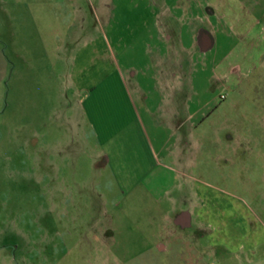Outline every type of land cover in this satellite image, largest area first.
<instances>
[{"label": "rangeland", "instance_id": "rangeland-1", "mask_svg": "<svg viewBox=\"0 0 264 264\" xmlns=\"http://www.w3.org/2000/svg\"><path fill=\"white\" fill-rule=\"evenodd\" d=\"M162 1L0 0V264H139L155 226L143 223L139 200L124 198L127 184L95 169V134L115 137L111 152L133 179L132 157L192 156L184 179L205 195L197 212L219 264H236L241 233L264 247V22L252 24L249 1L227 0L226 20L246 26L226 30L227 56L180 63L182 86L192 85L189 73L211 101L184 122L182 142L162 145L163 110L138 107L179 63H147L139 42L128 45L145 7L156 12Z\"/></svg>", "mask_w": 264, "mask_h": 264}, {"label": "crops", "instance_id": "crops-1", "mask_svg": "<svg viewBox=\"0 0 264 264\" xmlns=\"http://www.w3.org/2000/svg\"><path fill=\"white\" fill-rule=\"evenodd\" d=\"M245 1L251 3L248 7L249 12L258 16L252 24L259 25L264 22V0ZM226 2L227 0L162 1L159 11L156 10V12L147 5L142 14V20L133 25L134 32L130 33L128 45L132 49L135 43L137 45L139 42L145 62L156 65L179 63L176 71L169 72L165 69L161 71L162 87L153 92L146 89L149 92L147 95H150L147 105L140 103L138 107L149 115L163 110L164 113L161 115L164 125H162V132L158 134L160 135L158 140L162 145L174 140L182 142L184 138H180L177 133L184 122L195 123L197 112L209 106L211 101L205 97H199L206 93V89L198 90L193 82L194 77H190L189 73L187 74L188 82L190 83L191 78L192 85L182 86L184 73L180 71V63L191 62L196 57L206 60L208 55L221 58L227 56L224 50L226 42L223 38L227 33L226 30L239 31L238 25H241V28L246 26V22L238 18L234 24L226 20V13L229 11L225 9ZM159 15V18L162 17L161 22L157 19ZM166 16L169 20H166ZM193 21L198 22V25H193ZM132 103L134 105L133 101ZM182 113L184 118L180 117ZM140 118L144 116L140 114ZM123 125L122 123L121 126ZM114 138L109 136L101 141L99 135L95 134V142L102 144L100 151L95 153V169L98 172L107 169L113 179L118 178L120 185L127 184L124 198L129 200L128 202L133 201V198L136 201L139 200L146 214L143 223L155 226L152 232L146 234L153 241L149 247H145V250L140 252L139 264H149L148 262L152 260L161 262L168 257L172 264L224 263V259H221L223 255L218 256L219 247L213 248L210 238L205 237L203 229L206 223L205 212H197L198 207L205 206V195L202 192L196 193L184 179L186 171L195 164L192 156L180 150H168L165 151L163 160L153 163L140 156L132 157L139 174L133 179L128 172L126 158L111 152ZM100 160L102 165L97 167ZM155 170L158 171L154 172ZM153 174L157 177L154 182L152 178L149 182ZM115 215L112 213L111 217L114 218ZM105 233L107 238H114L113 228L109 227ZM238 238L234 249L236 264L264 263V247L257 248L261 244L257 235L246 232L241 233ZM219 242L220 245L225 244L221 238ZM148 252L154 256L146 257L145 254Z\"/></svg>", "mask_w": 264, "mask_h": 264}, {"label": "built area", "instance_id": "built-area-1", "mask_svg": "<svg viewBox=\"0 0 264 264\" xmlns=\"http://www.w3.org/2000/svg\"><path fill=\"white\" fill-rule=\"evenodd\" d=\"M225 98V95L224 94H220V99H223Z\"/></svg>", "mask_w": 264, "mask_h": 264}]
</instances>
